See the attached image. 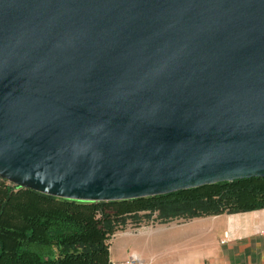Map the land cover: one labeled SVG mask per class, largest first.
<instances>
[{
	"label": "water",
	"instance_id": "obj_1",
	"mask_svg": "<svg viewBox=\"0 0 264 264\" xmlns=\"http://www.w3.org/2000/svg\"><path fill=\"white\" fill-rule=\"evenodd\" d=\"M264 176V0H0V177L108 201Z\"/></svg>",
	"mask_w": 264,
	"mask_h": 264
},
{
	"label": "trees",
	"instance_id": "obj_2",
	"mask_svg": "<svg viewBox=\"0 0 264 264\" xmlns=\"http://www.w3.org/2000/svg\"><path fill=\"white\" fill-rule=\"evenodd\" d=\"M137 208L161 221L264 208V176L108 201L57 197L0 177V264H110L108 240Z\"/></svg>",
	"mask_w": 264,
	"mask_h": 264
},
{
	"label": "crops",
	"instance_id": "obj_3",
	"mask_svg": "<svg viewBox=\"0 0 264 264\" xmlns=\"http://www.w3.org/2000/svg\"><path fill=\"white\" fill-rule=\"evenodd\" d=\"M182 226L123 232L110 260L136 251L148 264H264V208L194 217Z\"/></svg>",
	"mask_w": 264,
	"mask_h": 264
},
{
	"label": "rangeland",
	"instance_id": "obj_4",
	"mask_svg": "<svg viewBox=\"0 0 264 264\" xmlns=\"http://www.w3.org/2000/svg\"><path fill=\"white\" fill-rule=\"evenodd\" d=\"M134 212H137L138 214L135 215V216H131L132 213H134ZM190 220H192V218H190V219L173 218V219L168 220V221H161L160 219L157 218L156 213L150 214L148 212V210H145V209H139V208L134 209V210H132L130 215L126 216L125 224L122 227H120L119 229H117L112 234L111 238H109L108 241L110 242V245H111V247L109 246L111 248L110 253H111V255L113 257L116 256L119 253L120 245L122 244L121 243L122 242L121 241L122 240V236H120V235H122L123 232L134 231V230L138 231V229H140L143 226V227H145L144 229H148L147 227L152 228V229H149L148 231H152L150 233H154V231H155L154 228L155 227L178 225V227L181 228V227H183L182 224H186ZM136 238H137V236H136ZM135 252H133V253H135ZM147 260L148 261H145V259H144V263L145 264H148L150 262V259H147ZM118 261H120V260H118Z\"/></svg>",
	"mask_w": 264,
	"mask_h": 264
},
{
	"label": "built area",
	"instance_id": "obj_5",
	"mask_svg": "<svg viewBox=\"0 0 264 264\" xmlns=\"http://www.w3.org/2000/svg\"><path fill=\"white\" fill-rule=\"evenodd\" d=\"M110 264H145L144 259L137 253H130L125 259L113 261Z\"/></svg>",
	"mask_w": 264,
	"mask_h": 264
}]
</instances>
